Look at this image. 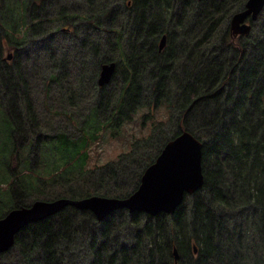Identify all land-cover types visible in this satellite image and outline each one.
<instances>
[{
	"label": "trees",
	"instance_id": "obj_1",
	"mask_svg": "<svg viewBox=\"0 0 264 264\" xmlns=\"http://www.w3.org/2000/svg\"><path fill=\"white\" fill-rule=\"evenodd\" d=\"M245 3L0 0V217L39 198L126 197L184 130L203 142L205 177L173 213L99 220L67 205L21 229L0 264H174L175 248L181 264H264V9L234 36ZM106 136L129 148L94 163Z\"/></svg>",
	"mask_w": 264,
	"mask_h": 264
},
{
	"label": "water",
	"instance_id": "obj_2",
	"mask_svg": "<svg viewBox=\"0 0 264 264\" xmlns=\"http://www.w3.org/2000/svg\"><path fill=\"white\" fill-rule=\"evenodd\" d=\"M263 9L264 0H246L244 8L236 11L231 18L232 35L248 34L252 29V22ZM166 43L167 35L164 34L159 42L160 51ZM115 69L114 60L103 63L98 84L103 86L109 83ZM202 149L203 142L189 130H184L164 144L155 161L143 172L139 187L126 197L95 194L81 198L37 199L30 206L9 210L0 217V253L13 246L16 234L27 224L55 214L67 205L91 210L99 220L121 208H126L129 212L143 211L150 215L162 211L175 212L187 193H193L204 185ZM194 250H198L196 245ZM174 252V264H181L177 248Z\"/></svg>",
	"mask_w": 264,
	"mask_h": 264
},
{
	"label": "rangeland",
	"instance_id": "obj_3",
	"mask_svg": "<svg viewBox=\"0 0 264 264\" xmlns=\"http://www.w3.org/2000/svg\"><path fill=\"white\" fill-rule=\"evenodd\" d=\"M8 52H9V47L5 49V54ZM156 118H157V114H156ZM128 131L136 136H140L148 132L147 125L142 124V117L140 114H137L135 116L134 121L128 124ZM128 148H129V144L124 139L118 137L106 136V139L102 143H100L97 147L94 148L95 153H93L92 161L94 163H102L107 160L115 159L119 153H121L123 150H126ZM30 157H32V155H30Z\"/></svg>",
	"mask_w": 264,
	"mask_h": 264
},
{
	"label": "flooded vegetation",
	"instance_id": "obj_4",
	"mask_svg": "<svg viewBox=\"0 0 264 264\" xmlns=\"http://www.w3.org/2000/svg\"><path fill=\"white\" fill-rule=\"evenodd\" d=\"M30 21H32V18H31ZM60 27H61V28H60L61 30H62V29H65V28H66V29H69V28H70V26H69V28H67L66 25H64V24H62ZM3 38H6V37H3ZM5 46H6V49L9 47V52H8V54H7V60H12L13 55H14V48H13L10 44H6ZM10 50H11V51H10ZM9 55H11V56H10L11 58H10V57L8 58Z\"/></svg>",
	"mask_w": 264,
	"mask_h": 264
}]
</instances>
